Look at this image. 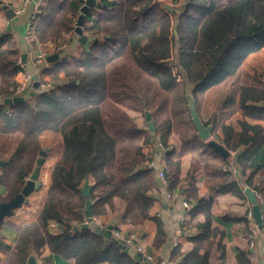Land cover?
<instances>
[{"label":"trees","instance_id":"trees-1","mask_svg":"<svg viewBox=\"0 0 264 264\" xmlns=\"http://www.w3.org/2000/svg\"><path fill=\"white\" fill-rule=\"evenodd\" d=\"M95 1L82 25L91 40L79 56L57 59L46 67L32 101L10 105V114L0 106V156L6 160L0 172L6 195L0 201L21 189L35 165L44 131L59 133L62 142L36 219L17 226L14 246H4L6 264H24L44 244L51 252L72 258L73 264H139L102 234L88 227L73 229L74 222L84 221L80 210L89 200L93 216L104 215L114 210L113 198L118 197L124 202L123 223L137 225L149 217L156 176L154 166L143 165L147 155L142 145L156 135L165 146L173 119L185 123L186 117L187 128L186 82L193 84L196 106L199 94L226 81L250 52L264 48V0ZM83 3L46 0L32 19L33 37L40 44H67ZM8 40L9 34L0 35V97L15 94L16 75L23 70L17 63L19 50L4 47ZM235 100L242 116L239 129L221 124V141L236 153L232 161L239 175L249 170L244 183L260 194L264 183L255 175H264V87L239 85ZM122 106L149 111L153 130L148 123L138 127ZM178 171V161L168 154L163 169L167 191L174 187ZM87 176L91 182L84 196L81 189ZM226 185L244 195L235 181ZM183 194L188 198V190ZM191 194L196 196L194 188ZM210 205L211 200L200 198L197 209L207 215ZM154 220L157 246L163 230L161 221ZM49 221L60 231L50 232ZM209 252L191 258L175 246L170 258H179L177 264H190V258L193 264H208ZM237 262L250 264L248 253L239 251Z\"/></svg>","mask_w":264,"mask_h":264},{"label":"crops","instance_id":"crops-1","mask_svg":"<svg viewBox=\"0 0 264 264\" xmlns=\"http://www.w3.org/2000/svg\"><path fill=\"white\" fill-rule=\"evenodd\" d=\"M2 1L13 11L19 7L23 8L22 12L14 13V16L8 19L5 11L0 7V35L9 34V40L4 45L5 48H17L20 57L23 52L26 53L24 62H21L23 70L17 73L16 80L19 83L25 72L31 74L32 79L24 84V88L29 93L25 100L30 101L37 93V89L32 86V81L53 63L47 61L46 57L44 62L36 64L33 62L34 55L40 50H45L48 55L60 52L58 60L72 59L79 56L88 41L86 43L80 42L74 33L67 39V44L61 51H56L55 45L52 43L40 44L31 33V23L35 13L45 4L46 0ZM8 23L9 29L7 28ZM237 77L236 81L227 79L207 88L197 96V113L205 124L210 123L213 127L208 139H214L223 146L220 125L225 123L231 125L234 130L239 129L237 121L242 116L237 111L235 104L238 86L264 87V48L250 52L244 58L238 69ZM32 92L34 94H30ZM15 94H21V91L19 93L15 91ZM2 99L3 97H0V106H5V111L11 112L10 105H4ZM122 107L138 127L144 128L147 125L144 113L125 106ZM183 114L185 116L186 112L183 111ZM245 119L248 122H253L251 118L246 117ZM184 120L185 123L178 119L172 120L173 125L167 135L165 146L162 142V146L157 145L159 137L156 135L151 137L149 143L142 145V151L147 155L143 165L149 159L154 160L156 176V186L150 190L153 203L149 209V217L137 225L123 223L121 213L124 209V202L120 198L114 197V210L98 217L94 216V218L105 231L107 225H111V234L114 230L119 231L122 236L135 233L134 242L125 243L126 249L124 251L128 252L131 258L138 261L139 264H146L145 257L148 255L151 258V264H157L159 261H163V264H177L179 258L176 260L170 258L171 251L175 246H179L183 254L190 253L191 258L193 254L202 255L208 249L210 251L208 264H238L237 254L239 251L248 253L250 264L264 262V230L257 227L251 214V205L243 192L244 186H247L244 183V178L249 174V170H246L245 176L239 175L232 161L236 153L228 150V156L220 155L207 143V140H201L197 137L191 121L187 123L186 128V117ZM46 132L56 133L44 131L42 134ZM42 134L40 144L41 148H47L46 157L50 152L51 142L45 143L46 140L42 138ZM55 139L53 143L59 144L58 149L60 150L58 158L62 151L61 135L56 133ZM136 141L141 143L142 137ZM168 154H171L172 160H177L179 163L175 185L169 191L165 187V182L162 183L157 178V170L164 169ZM45 157L41 166L44 165ZM41 168H39V187L33 190L28 195L27 200L16 208L11 215L5 216L0 223V243L3 247H0V264L7 263L8 255L4 246L9 248L14 246L18 236L16 227L28 225L34 221L42 207L49 178L47 185L43 186ZM255 178L264 183L263 173L256 174ZM230 181L237 183L239 190L244 194L243 196L238 195L233 190L226 189V184ZM90 182L91 177L87 176L84 184L88 185ZM192 188L195 189L196 196H192ZM249 188L253 190L251 187ZM184 190H188V198H185ZM163 192L167 195L166 201L163 200ZM262 192L258 194L255 191L258 200L261 202L264 201V191ZM5 195L6 189L0 185V196ZM200 198L211 200L208 216L197 209ZM183 201H186L188 206L185 207ZM249 212L250 216L248 215ZM154 217L161 221L163 230L162 242L157 246L153 244L157 231ZM244 217L247 222L243 220ZM79 224L80 222H74L73 229ZM246 229L248 230L246 231ZM48 230L57 233L60 231V226L54 221H49ZM135 244H139L141 249L137 250ZM30 254L34 255L36 264L74 263L72 258L66 259L51 252L46 244L42 245L38 252H31ZM191 258L190 264H193ZM95 264L114 263L101 262Z\"/></svg>","mask_w":264,"mask_h":264},{"label":"water","instance_id":"water-1","mask_svg":"<svg viewBox=\"0 0 264 264\" xmlns=\"http://www.w3.org/2000/svg\"><path fill=\"white\" fill-rule=\"evenodd\" d=\"M96 4L95 0H84V3L79 8V13L77 14V17L74 22L73 31L78 36V40L82 43H85L86 41L91 40V36H87L82 31V25L85 14L89 11L90 7L94 6ZM0 7L5 11L7 18L10 19L14 16V11L11 7H9L7 4L3 3L2 0H0ZM7 28L9 29V23ZM60 52H55L54 54L47 56V61L54 62L57 60L58 55ZM26 53L23 52L21 54V62H24ZM40 85L39 79L35 78L32 81V86L37 89ZM30 94H34L33 92ZM29 95L26 88H24L21 91V94H15L12 96H5L2 99V102L4 105H12L15 103H19L25 100V98ZM183 97L186 102V108L189 114L190 121L192 125L195 128V133L197 137L201 140H207V143L220 155L226 157L228 156L229 152L228 150L220 143L216 142L214 139H208L211 135L212 131V124L208 123L205 124L202 119L200 118L199 114L197 113L196 106H195V98L193 96V84L190 82H186L183 89ZM145 119L147 120L148 127L150 130H153V122L151 121L150 112L145 111L144 112ZM242 149H238V152H241ZM47 153V148H40L38 150V155L35 160V165L29 174L28 178L25 180L24 184L22 185L21 189L10 196L7 200L0 201V223L2 222L3 218L5 216L11 215L13 211L20 207L23 202L27 200L28 195L35 189H37L40 185L39 181V168L43 163V159ZM236 155V154H235ZM6 162L5 159H2L0 157V166L4 165ZM82 194L84 196H88L89 193V187L85 183L83 188L81 189ZM243 192L245 193L248 202L251 205V214L252 217L259 229L264 230L263 225V213H264V201L261 202L258 200L257 195L255 191L251 190L248 186H244ZM163 200H167V195L165 192L162 193ZM83 212L85 216V221L83 223H80L77 226H74V229L81 228V227H88L91 230L98 232L104 236L105 239L113 241L118 247L125 250L126 245L123 239L121 238H115L111 234V225H107L106 231L101 227V225L94 219L92 209H91V202L89 200H86L85 207L80 210ZM25 264H36V260L33 254H30L28 258L26 259ZM146 264H151V262H146ZM260 264H264V262H261Z\"/></svg>","mask_w":264,"mask_h":264},{"label":"built area","instance_id":"built-area-1","mask_svg":"<svg viewBox=\"0 0 264 264\" xmlns=\"http://www.w3.org/2000/svg\"><path fill=\"white\" fill-rule=\"evenodd\" d=\"M22 10H23V8L22 7H19V8H17V9L14 10V13H20V12H22ZM64 47H65V43H60L58 46H55V50L56 51H61V50L64 49ZM47 56H48V54H46L45 50H40V51H38L34 55L33 62L36 63V64H41L42 62L45 61V58ZM17 63H21V59L20 58L17 60ZM36 78H38V77H36ZM31 79H32L31 74H29L27 72L23 73L22 80L19 81V83H18L15 91L17 93H19L20 91H22L23 88H24L25 82H27V81H29ZM40 85H42V83H40ZM7 113L10 114L11 112L10 111H7ZM157 145L158 146H162V143H161L160 140H157ZM146 164L147 165H150V166H154V160L149 159ZM157 178L159 179L160 182H162V183L165 182V176H164L163 169L160 168V169L157 170ZM183 205L186 207V206H188V203L186 201H183ZM248 215L250 216V212L248 213ZM112 235L115 238H121V239H123L126 244L127 243H133L134 242L135 233H130V234H126L125 236H122V234L119 231L114 230V231H112ZM135 248L137 250H140L141 249V247H140L139 244H135ZM145 260H146V262H151L150 261L151 260L150 256L149 255L146 256L145 257ZM163 263H164L163 261H159L157 264H163Z\"/></svg>","mask_w":264,"mask_h":264},{"label":"rangeland","instance_id":"rangeland-1","mask_svg":"<svg viewBox=\"0 0 264 264\" xmlns=\"http://www.w3.org/2000/svg\"><path fill=\"white\" fill-rule=\"evenodd\" d=\"M238 72V71H237ZM237 72L230 76L228 78V80H231V81H236L238 79L237 77ZM40 81V80H39ZM32 101V100H31ZM51 132H46L44 134H42V138L46 140L45 143H49L51 142V145H50V152L48 153V155L45 157V162H44V165L43 166H40L42 167L41 168V173H42V185L43 186H46L47 185V182H48V178H49V173H50V169H51V166L54 162V160L57 158L58 156V153L60 152V150L58 149L59 148V144H55L53 143L56 139H55V134H50ZM32 214H35V213H32ZM33 216V215H32Z\"/></svg>","mask_w":264,"mask_h":264},{"label":"flooded vegetation","instance_id":"flooded-vegetation-1","mask_svg":"<svg viewBox=\"0 0 264 264\" xmlns=\"http://www.w3.org/2000/svg\"><path fill=\"white\" fill-rule=\"evenodd\" d=\"M3 166V165H2ZM31 173V172H30ZM29 176V175H28ZM28 176H26L25 178H24V180H23V184H24V182H25V180L28 178ZM22 184V185H23ZM22 187V186H21Z\"/></svg>","mask_w":264,"mask_h":264}]
</instances>
